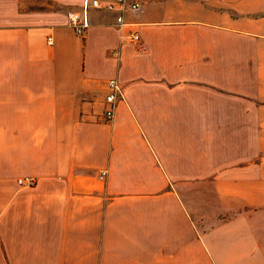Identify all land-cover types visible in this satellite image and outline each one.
Listing matches in <instances>:
<instances>
[{"label":"crops","instance_id":"obj_1","mask_svg":"<svg viewBox=\"0 0 264 264\" xmlns=\"http://www.w3.org/2000/svg\"><path fill=\"white\" fill-rule=\"evenodd\" d=\"M28 1L0 0V264H264V0H127L82 35Z\"/></svg>","mask_w":264,"mask_h":264},{"label":"built area","instance_id":"obj_2","mask_svg":"<svg viewBox=\"0 0 264 264\" xmlns=\"http://www.w3.org/2000/svg\"><path fill=\"white\" fill-rule=\"evenodd\" d=\"M98 8L102 7L108 10H116V16L114 19V25L116 27H121L123 25V13L126 10H135L138 7L137 2H128L127 0H112L103 3H99L98 0H82V5L79 11L70 12L67 15L68 25L74 30V32L78 35H82L84 30L88 26V20L86 16V12L89 8ZM127 37L130 41H137L138 35L136 32L128 33ZM46 43L50 44L51 39L47 37ZM108 87L109 91L106 93L104 97V101L106 103V107L103 111V117L106 121H110L113 117L114 109L117 103V100L122 97L121 89L119 84L114 79H108ZM105 175V171L102 170L99 172V178H103ZM19 184H22L23 181L21 179L17 180ZM29 184L31 182L27 181Z\"/></svg>","mask_w":264,"mask_h":264},{"label":"rangeland","instance_id":"obj_3","mask_svg":"<svg viewBox=\"0 0 264 264\" xmlns=\"http://www.w3.org/2000/svg\"><path fill=\"white\" fill-rule=\"evenodd\" d=\"M28 9L40 10V11H59L68 15L70 12H76L80 10V7L73 3H68V0H32L27 2Z\"/></svg>","mask_w":264,"mask_h":264}]
</instances>
